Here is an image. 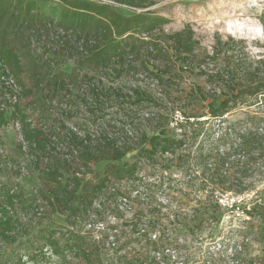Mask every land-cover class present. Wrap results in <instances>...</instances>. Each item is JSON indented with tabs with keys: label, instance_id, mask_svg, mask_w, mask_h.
Masks as SVG:
<instances>
[{
	"label": "trees",
	"instance_id": "trees-1",
	"mask_svg": "<svg viewBox=\"0 0 264 264\" xmlns=\"http://www.w3.org/2000/svg\"><path fill=\"white\" fill-rule=\"evenodd\" d=\"M113 1L141 5L135 0ZM261 21L264 26V14ZM160 24L161 18L149 11L125 16L102 2L0 0V62L20 85V99L30 96L38 107L37 121L22 119L17 111L8 117L6 112L0 113V127L20 123L22 141L17 140L22 157L16 171L21 176L25 168V177H31L29 184H9L0 191V251L12 246L19 253L0 264L20 262L23 248L32 256L38 252L46 255L42 249H49L69 264H104L101 252L107 250L102 246L106 237L93 234L94 228L85 229L102 221L106 210L122 197L116 184L140 181L141 160L160 163L159 156L161 160V156L181 150L187 141L199 139L206 122L185 109L190 95L184 86L185 74L207 73L206 60L217 62L222 46L228 43L217 38L210 55L191 26L157 32ZM247 56L234 60L224 54L225 66L207 74L216 78L214 85L223 89L222 95L200 88L187 100L194 95L203 101L219 100L218 106L209 110L212 118L257 103L260 95L264 97V58ZM136 62L143 66L147 80L143 92L117 83L124 74L128 77L141 71ZM68 63L72 66L65 70ZM164 96L182 110L183 119L177 124L181 134L150 136L141 128L140 102L148 104L151 113L146 121L156 123L155 131L164 126L160 102ZM83 111L99 124L98 130H88L85 120L74 121ZM57 115L63 119L58 127L53 119ZM64 118L75 123L73 128ZM253 119L256 131L248 128L240 143L264 152V119ZM230 132L231 128L226 129L220 139H229ZM132 151L136 153L126 159ZM185 157L190 158L180 154L171 162L182 164ZM98 162H104L101 169L95 168ZM8 164L12 166L9 157L0 154V172ZM199 165L212 179L227 183L231 177L222 171L226 163L217 161L212 167L202 158ZM231 179V183H241L240 178ZM248 213L260 219L258 237L264 243V204H255ZM56 215L64 222H58ZM120 249L108 264L128 263L125 255H117ZM148 259L139 255L129 261L147 264Z\"/></svg>",
	"mask_w": 264,
	"mask_h": 264
},
{
	"label": "rangeland",
	"instance_id": "rangeland-1",
	"mask_svg": "<svg viewBox=\"0 0 264 264\" xmlns=\"http://www.w3.org/2000/svg\"><path fill=\"white\" fill-rule=\"evenodd\" d=\"M77 1L106 3L125 16L149 11L161 18L157 32H175L189 25L210 55L214 53L217 38L223 44L227 42L228 45L222 46V54L217 62L206 60L210 68L207 73L194 71L185 74L184 86L190 95L200 88L211 95L223 94V89L214 85L216 78L208 77L207 74L212 75L225 66L224 54L234 60L242 58L244 54L250 59L264 58V26L261 21L264 0H135L141 4L138 7L113 0ZM140 65L136 62V66L141 69L138 74L128 77L124 74V78L117 83L143 92L147 80ZM71 66L68 63L64 69L69 70ZM190 95L186 97V111L196 112L201 116L199 121L206 122L205 127L200 128L202 132L199 139L196 142L187 141L181 150L161 156V160L159 156L160 163L141 160L138 175L141 180H124L119 184L122 197L118 202H113L101 217L105 228L109 230L97 233L93 229L92 232L99 237H106V243L102 246L107 250L101 252L104 264L110 263V259L116 256L118 247L122 250L117 255L127 257L128 263L124 264H137L129 260L139 255L149 258L147 264H264V243L258 237L260 219L251 214L250 219H246V215H243L244 210H251L255 204H264V152L257 148H245L240 143V137L245 135L248 128H253L252 132L256 131L252 125L255 121L253 117L264 119V97L260 95L252 106H239L221 118H212L209 110L218 106L219 100L203 101L197 95H194L195 99L187 100ZM163 98L160 102L164 126L154 131L156 123L146 121L151 110L142 101L138 111L139 116H143L141 128L150 136L154 133L160 136L181 134L177 124L182 120V110L173 100L169 101L165 96ZM32 103L30 96L19 99L16 105L8 107L7 117L17 111L22 119L37 121L38 107ZM84 114L83 111L74 121L82 123L85 120L88 130H98L99 124L93 123ZM53 119L57 127L63 120L58 115ZM64 120L69 127L75 125L67 118ZM229 128V139L223 137L221 140L220 137ZM18 138L10 127H0V154H6L12 162V166H3L7 169L0 172V191L5 185H26L31 182V177L20 176L16 171V163L22 157ZM135 153L132 151L126 159ZM180 154L189 155L190 158L185 157L179 165L177 161L171 162ZM202 158H206L212 167L217 161L226 163L222 171L231 175L228 182L204 175L199 165ZM103 166L104 162L95 164L96 169ZM164 166L170 168L164 169ZM233 176L240 178L241 183H231ZM226 192H231L233 197L243 196L244 199L236 202L232 201V197L228 205L234 204L233 208L222 211L217 199ZM123 197L127 199L126 202ZM55 219L64 222V218L59 215ZM110 228H116L117 231ZM112 242H115V246ZM17 252L12 246L2 248L0 263L5 262L7 257H17ZM21 252L24 257L16 264H69L46 248L42 249L46 255L38 252L32 256L24 248ZM154 257L161 262L158 259L153 261Z\"/></svg>",
	"mask_w": 264,
	"mask_h": 264
},
{
	"label": "built area",
	"instance_id": "built-area-1",
	"mask_svg": "<svg viewBox=\"0 0 264 264\" xmlns=\"http://www.w3.org/2000/svg\"><path fill=\"white\" fill-rule=\"evenodd\" d=\"M21 97V87L15 80V78L10 74L9 70L3 65L2 62H0V113L7 112L9 106H14L19 102V99ZM183 119V117H182ZM6 127V126H5ZM7 127H10L17 135L19 136L20 141H22V137L20 134V123L15 122L10 125H7ZM23 175H27L28 172L25 168L22 169ZM123 182V181H122ZM121 183V182H120ZM116 184V187H119V184ZM120 188V187H119ZM231 192H226L224 194L220 195V198L217 199V202L219 206L225 210L226 208H233V205H228V201L234 196ZM243 196L237 195L236 197H233L232 201L240 202L243 201ZM126 202V198H122ZM100 202L95 201L94 205L96 207H100ZM237 205V204H236ZM229 206V207H228ZM238 207V206H236ZM239 208V207H238ZM243 215H246V219H250V215L248 211H243ZM111 218V216H110ZM245 218V217H244ZM88 229L94 228L95 232H99L101 230L105 229L103 221H100L98 223H94L91 225H88ZM114 231H117L116 229H113ZM110 237H113L111 235ZM154 238H156V234L153 235ZM114 238V237H113ZM112 245L115 246V242H112Z\"/></svg>",
	"mask_w": 264,
	"mask_h": 264
}]
</instances>
